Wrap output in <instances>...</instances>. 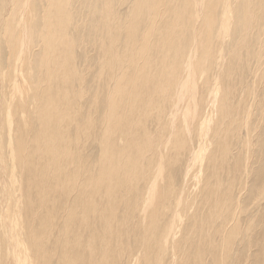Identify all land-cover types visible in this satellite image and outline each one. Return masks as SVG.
Listing matches in <instances>:
<instances>
[{
	"label": "bare ground",
	"instance_id": "6f19581e",
	"mask_svg": "<svg viewBox=\"0 0 264 264\" xmlns=\"http://www.w3.org/2000/svg\"><path fill=\"white\" fill-rule=\"evenodd\" d=\"M0 264H264V0H0Z\"/></svg>",
	"mask_w": 264,
	"mask_h": 264
},
{
	"label": "rangeland",
	"instance_id": "374dc122",
	"mask_svg": "<svg viewBox=\"0 0 264 264\" xmlns=\"http://www.w3.org/2000/svg\"><path fill=\"white\" fill-rule=\"evenodd\" d=\"M16 60H17V59H16ZM4 70H5V71H9L10 68H9V67H4ZM12 77H13V74H12V73L9 74V75H7V77H6V81H8V82L6 83V88H5V90H6V94H8V92H9V81L11 80Z\"/></svg>",
	"mask_w": 264,
	"mask_h": 264
}]
</instances>
